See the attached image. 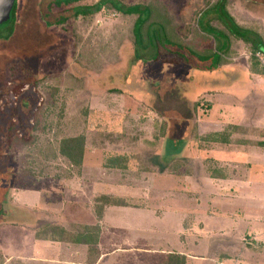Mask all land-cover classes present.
<instances>
[{
    "label": "rangeland",
    "instance_id": "obj_1",
    "mask_svg": "<svg viewBox=\"0 0 264 264\" xmlns=\"http://www.w3.org/2000/svg\"><path fill=\"white\" fill-rule=\"evenodd\" d=\"M100 1L59 7L52 0H17L14 25L0 31L12 30L0 39V217L7 214L0 220V264H70L73 255L52 243L29 261L35 256L25 254L29 227L69 230L87 223L83 208L92 203L94 212L98 195L129 204L106 210L105 224L113 229L135 221L162 239L159 225L169 221L166 240L195 241L197 255L210 264H264V145L247 143L264 141V65L250 44L230 36L223 63L233 64L235 79L215 81L209 76L218 78L212 72L220 75L221 67L192 57L186 63L173 46L138 48L137 15L108 3L92 11ZM217 1L113 0L123 10L150 7L152 21L173 41L203 54L216 50L206 25L224 29L211 10ZM77 6L92 12L73 18ZM224 6L236 25L256 31L264 43V0H225ZM255 68L263 77L250 73ZM215 100L224 105L218 120L206 102ZM230 122L246 130L232 135L241 143L196 147L193 135L205 136L216 125L223 131ZM81 136V164L71 165L59 144ZM118 157L120 167L110 164ZM210 168L224 177L212 178ZM121 228L125 238L134 233Z\"/></svg>",
    "mask_w": 264,
    "mask_h": 264
},
{
    "label": "trees",
    "instance_id": "obj_2",
    "mask_svg": "<svg viewBox=\"0 0 264 264\" xmlns=\"http://www.w3.org/2000/svg\"><path fill=\"white\" fill-rule=\"evenodd\" d=\"M74 1L78 0H52V3L56 6H68L70 3H73ZM108 3L115 11L121 12L122 14H136L135 23L133 24V35H134V45H136L138 48L142 49L143 51H148V49H154L157 45H161L163 43L164 45L173 46L177 50H180V52H177L176 55L182 59V61L188 63L189 58H196L199 62L206 63L208 62L210 64L209 67L214 69V66H217L224 62L225 55L230 52V36H233L235 39L241 40L244 43L250 44L251 49L255 53L256 51H261L264 53V43L261 39L260 35L255 31L249 30L247 28H242L236 25L235 20L229 15L225 8V0H218L211 8V10L216 14L217 19L222 23L223 30H218L209 24L206 25V32L210 35H212V38L214 39L216 43L215 51L210 50V52H206L203 54L202 52H199L197 50H192L189 47L182 46L179 42L173 41L172 37L169 36L168 32L166 31L165 26L158 22V21H152V14L153 9L150 7H140L139 5H134L131 7H128L123 10V7L120 6L118 3L113 2V0H101L99 4L95 5L94 9L92 10L90 7H84L83 6H77L75 7L70 13L71 16L74 18L75 16L79 14L86 15L89 12L92 11H99L101 7ZM16 8H17V0L14 2V6L10 12V18L8 21L5 22V24L0 25V31L7 26L14 25L15 22V14H16ZM92 10V11H91ZM68 13V11H66ZM67 20V17H63L61 20H57V24L59 22H65ZM7 29V28H6ZM12 33V30L10 29L8 32V35L1 36L0 39L7 40L10 37V34ZM182 50L184 53H182ZM135 57H138L139 52L137 50ZM186 52V53H185ZM140 59V58H139ZM157 59V55L153 54L150 57V61H155ZM212 63V65H211ZM198 66V65H197ZM251 73H261L259 69L255 68L253 70H250ZM187 122V121H186ZM190 123V122H187ZM165 127V126H164ZM164 130V128L162 127ZM191 129L188 130L187 135ZM246 130L243 129L240 126H234L233 124H230L227 126V128L221 132H215L210 133L205 136L198 135L197 137L193 135V140L196 142V147L199 149H202L201 144L211 145L212 144H218L226 146L227 144L234 143H241L240 139L234 138L232 139V135L236 134H244ZM190 134V133H189ZM186 136V135H185ZM182 137V139H179L180 143H186L187 138ZM83 138L77 137L76 139H66L62 141L59 144V151L62 156L66 157V160L69 164L77 166V164H81L82 161V148L81 144ZM186 140V141H185ZM246 141V140H244ZM251 143L250 145H264V141L258 140L257 142H247ZM125 159V156H122ZM122 157H118L115 160H112L110 164H115L116 166L122 164ZM125 162V160H124ZM174 169H178L180 167V162H175ZM211 174L210 176L214 179H221L223 178L222 170H217V168H210L209 169ZM33 175V174H27V176ZM41 175V174H39ZM39 175H33V176H39ZM93 210L95 216L102 220L103 214L105 209L110 206H123L127 203L125 201L120 200L119 198L110 196V195H98L93 200ZM7 215V214H6ZM5 215V216H6ZM3 216V217H5ZM3 217H0V220L3 219ZM71 229V230H70ZM69 230L65 228H44L41 231L39 230L36 235V237L40 240H53L57 242H66L70 241L73 243H83V245H86L90 250H95V247L98 242V237L101 234L100 232V225L97 224L93 227L88 228L87 226H83L81 224L73 225L71 226ZM3 263V262H2ZM1 263V264H2ZM95 262H91V264H94ZM172 264V263H169Z\"/></svg>",
    "mask_w": 264,
    "mask_h": 264
},
{
    "label": "crops",
    "instance_id": "obj_3",
    "mask_svg": "<svg viewBox=\"0 0 264 264\" xmlns=\"http://www.w3.org/2000/svg\"><path fill=\"white\" fill-rule=\"evenodd\" d=\"M228 63L226 64V62H225V63H221L220 65L214 66L213 68L221 67V70L220 69L219 70L222 74L219 72L220 75H218V73L216 71L214 72L215 74H213V72H212V75H214V77L216 76L218 78H213L212 76H209L210 79H213L216 81L217 79H221L222 76L226 77V75H228V76L230 75L233 79H235L236 73L230 74L229 69H228L233 64L228 65ZM211 65H212V63H211ZM230 72H233V71H230ZM224 74H225V76H224ZM256 74L262 75V77H263V74H260V73H256ZM256 74L254 73L253 75L255 76ZM236 82H239V81H236ZM263 82H264V80H263ZM230 90L226 89L224 91V93H226L228 95L233 94L235 96V98H239V100H237V101L242 102V98L245 100V98L242 97L241 94H238L237 91H235V90L230 91ZM212 91H216V90L212 89ZM211 97H213V95H211ZM206 102L208 103V107L210 106V110H215L213 112L214 114H212V115H213V119L216 120L218 118V114L220 111L219 108H222L224 105L219 103L216 100L212 101V102H208V101H206ZM238 107L239 108H237V109L243 110L242 107H240V106H238ZM222 113H224V111H222ZM215 115L217 118L214 117ZM230 124H233V123H231V122L228 123V125H230ZM228 125H226V128ZM241 125L242 124L238 123L237 125H234V126L242 127ZM217 126L218 125H216V129L213 130L214 132H209L208 134L215 133V132H221V130L217 131V130H219V129H217ZM248 144H251V143H248ZM91 204L92 203H90L89 205L85 204L84 208H83V206H81V207L75 206V207H76V210L78 209L79 212H81L80 211L81 208H83V210L88 211L89 218L91 219V221H89L87 223H83V221H81L78 224H81L83 226H87L90 229H91V227H93L97 224L100 225L101 234L98 237V242H97V245L95 247L96 251L90 250L86 245H83V243H79V242L73 243L70 241L57 242V241H53V240H48V241L47 240H40L36 237V235L38 234L37 232L39 230L38 228L40 227V226H38L39 223L36 222L35 226L33 228L29 227L30 228V230H29L30 234L29 235L31 237L30 241H32V243L29 246V252L30 253H25V254H28L29 257H31V255H35L34 258H30L29 261H37L38 259L36 256L38 253V249L47 245V248L46 249L43 248L44 251L42 250L44 253H47L49 251V248H48L49 245L48 244L52 243L51 244L52 246H64L65 248L63 250H65L66 252L68 251L69 253H71L73 255L71 261H69V262H71L70 264H91V262H95L94 264H169V263H172V264H210L209 263L210 261L207 262L206 258H203V255H200V254L197 255V253H196L197 244H194L195 241H193L191 239L189 240L190 245L192 244L193 246H195V249L194 248L191 249L190 245H188L187 243L182 244L180 240H179V242H177V244H176V240L173 241V240H170V238L166 240V235H168V234H166L164 232L166 229V225L169 221L168 222L163 221V222H165V224H160V220H158L159 217H158V219L156 218L157 223L160 224L159 226L161 229L159 231L161 232V236L163 237L162 239L158 236L155 237L152 234L153 232L149 230V226L143 225V224H136V223H134L135 221L134 222L131 221V227L121 226V227H124L127 229H131L130 231H134V233L132 232V235L126 237L129 239H126L122 235V233L124 232V231H122L123 228L115 227V229H113L112 227H109L105 224V222H106L105 221V215H106L105 212H107L106 210L113 205H110L105 209L104 214H103V218H102V220H100L95 216L94 212L92 211ZM128 205L129 204L127 203L126 205H123V206H113V207H119V208L121 207L122 208V207H128ZM189 208H190V206H189ZM173 210H175V209H173ZM40 213L41 212H39V217H40ZM81 214H83V213L81 212ZM154 215H156V214H154ZM162 217H164V216H162ZM118 221L119 220H117V222ZM138 225H141V227H138ZM154 228H150V229L154 230ZM169 228H171V227L169 226ZM169 231H171V230L169 229ZM115 239H119L120 241L119 240L116 241ZM138 240H140L139 243H138ZM37 243H39V245H37ZM164 245L168 246V248L167 249L163 248ZM139 247H141V249L143 251L142 253H139V254L131 253V252H136V249ZM66 248H67V250H66ZM132 248H134V249H132ZM193 249H194V251H192ZM74 250H76V251L74 252ZM121 252H124V253H121ZM19 253L24 255L23 252H19ZM3 254L9 256L8 254H5V253H3ZM17 257H20V256L17 255ZM43 261H45V260H43Z\"/></svg>",
    "mask_w": 264,
    "mask_h": 264
},
{
    "label": "water",
    "instance_id": "obj_4",
    "mask_svg": "<svg viewBox=\"0 0 264 264\" xmlns=\"http://www.w3.org/2000/svg\"><path fill=\"white\" fill-rule=\"evenodd\" d=\"M14 2L15 0H0V25L9 20Z\"/></svg>",
    "mask_w": 264,
    "mask_h": 264
},
{
    "label": "built area",
    "instance_id": "obj_5",
    "mask_svg": "<svg viewBox=\"0 0 264 264\" xmlns=\"http://www.w3.org/2000/svg\"><path fill=\"white\" fill-rule=\"evenodd\" d=\"M254 55L257 57L259 62L264 65V53L261 51H256Z\"/></svg>",
    "mask_w": 264,
    "mask_h": 264
}]
</instances>
